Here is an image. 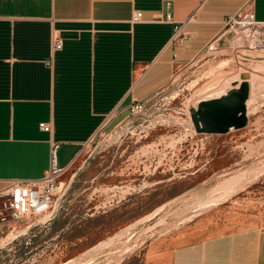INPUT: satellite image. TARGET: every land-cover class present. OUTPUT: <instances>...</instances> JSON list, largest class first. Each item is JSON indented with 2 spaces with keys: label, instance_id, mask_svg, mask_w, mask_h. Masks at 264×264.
<instances>
[{
  "label": "rangeland",
  "instance_id": "374dc122",
  "mask_svg": "<svg viewBox=\"0 0 264 264\" xmlns=\"http://www.w3.org/2000/svg\"><path fill=\"white\" fill-rule=\"evenodd\" d=\"M228 41L179 66L142 114L110 117L61 179L52 216L0 222V264H149L152 252L264 229V59ZM242 74L247 128L197 134L190 107Z\"/></svg>",
  "mask_w": 264,
  "mask_h": 264
},
{
  "label": "crops",
  "instance_id": "0c3cea01",
  "mask_svg": "<svg viewBox=\"0 0 264 264\" xmlns=\"http://www.w3.org/2000/svg\"><path fill=\"white\" fill-rule=\"evenodd\" d=\"M247 5L264 22V0H0V191L42 179L56 145L71 169L111 116L165 88ZM149 264H264V229L152 252Z\"/></svg>",
  "mask_w": 264,
  "mask_h": 264
},
{
  "label": "built area",
  "instance_id": "2783aa9c",
  "mask_svg": "<svg viewBox=\"0 0 264 264\" xmlns=\"http://www.w3.org/2000/svg\"><path fill=\"white\" fill-rule=\"evenodd\" d=\"M141 18L142 13L136 12L133 22H139ZM167 19H170L169 15ZM178 33L179 30L176 34ZM226 34L229 36L228 47L230 49L241 53L257 54L258 59H264V22L257 20L251 5H247L237 16L228 19L225 22L222 35L214 40L205 51H218L216 44ZM62 49L63 40L55 35L54 51ZM190 64H186V66ZM145 104L146 100L133 101L128 108L129 114L132 116L142 114ZM105 124L103 127L106 126ZM40 127L46 132L52 129L51 125L46 123L41 124ZM58 148V145L54 146L51 168L42 179L34 181L14 180L0 191V222L2 224L16 226L30 217H50L54 214L61 179L70 169V167L65 168L58 165Z\"/></svg>",
  "mask_w": 264,
  "mask_h": 264
},
{
  "label": "water",
  "instance_id": "95a60500",
  "mask_svg": "<svg viewBox=\"0 0 264 264\" xmlns=\"http://www.w3.org/2000/svg\"><path fill=\"white\" fill-rule=\"evenodd\" d=\"M251 98V82L246 74L241 81L215 98H204L190 107L195 132L199 135H226L240 131L249 125L248 102Z\"/></svg>",
  "mask_w": 264,
  "mask_h": 264
}]
</instances>
